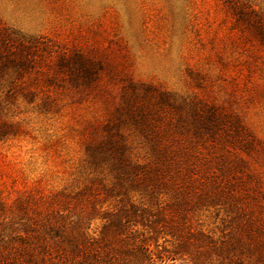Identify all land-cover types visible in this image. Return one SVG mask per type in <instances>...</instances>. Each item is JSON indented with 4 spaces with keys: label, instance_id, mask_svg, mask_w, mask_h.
<instances>
[{
    "label": "rangeland",
    "instance_id": "1",
    "mask_svg": "<svg viewBox=\"0 0 264 264\" xmlns=\"http://www.w3.org/2000/svg\"><path fill=\"white\" fill-rule=\"evenodd\" d=\"M163 97L173 120L196 102L239 123L220 150L248 163L264 203V0H0V202L84 189L87 147L109 130L146 162L131 116ZM193 223L229 232L224 212Z\"/></svg>",
    "mask_w": 264,
    "mask_h": 264
},
{
    "label": "trees",
    "instance_id": "2",
    "mask_svg": "<svg viewBox=\"0 0 264 264\" xmlns=\"http://www.w3.org/2000/svg\"><path fill=\"white\" fill-rule=\"evenodd\" d=\"M168 103L163 97L134 106L146 162L134 161L122 133L109 130L87 147L94 175L84 189L45 200L24 196L14 211L0 202V264H264L259 183L247 162L232 165L220 150L239 123L232 127L226 112L196 102L173 107V120ZM211 210L228 219L219 240L193 223ZM95 219L103 222L98 233L91 231Z\"/></svg>",
    "mask_w": 264,
    "mask_h": 264
}]
</instances>
